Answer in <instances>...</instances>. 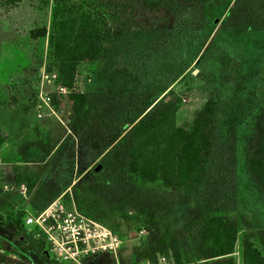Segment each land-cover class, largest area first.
<instances>
[{"label":"rangeland","instance_id":"1","mask_svg":"<svg viewBox=\"0 0 264 264\" xmlns=\"http://www.w3.org/2000/svg\"><path fill=\"white\" fill-rule=\"evenodd\" d=\"M74 1L92 5L111 28L99 56L77 67L75 89L95 96L91 122L82 131L74 128L66 91L58 89L57 76L51 75L56 71L46 68L55 0H0V98H16L13 105L0 104V194L7 200L0 206V235L9 239L11 255H31L36 264H145L149 249H158L161 243L170 247L177 240L185 259H197L193 233L201 218L193 202L183 201L179 191L153 183L150 192L160 210H130L128 198L117 200L120 189L128 187L126 193L133 194L143 184H119L115 174L99 164L121 135L131 103L137 101H115L105 91L111 71L129 65L147 77L149 91L162 86L160 97H176L180 126L188 127L205 99L217 96L221 133L236 134L238 204L233 213L243 215L247 223L238 228L233 252L216 259L242 264L243 235L254 240L264 228V194L244 167L245 146L264 104V0L209 2L201 8L199 23L176 30L168 13L146 10L140 0ZM256 3L262 8L260 15L254 13ZM44 26L45 36L30 37L31 29ZM40 184L58 190L51 208L61 204V214L77 213L82 222L84 217L97 221L101 233L109 231L111 248L94 249L75 260L56 259L38 224L42 209L29 202ZM21 210L25 231L15 235L8 215ZM29 216L34 219L27 223Z\"/></svg>","mask_w":264,"mask_h":264},{"label":"trees","instance_id":"2","mask_svg":"<svg viewBox=\"0 0 264 264\" xmlns=\"http://www.w3.org/2000/svg\"><path fill=\"white\" fill-rule=\"evenodd\" d=\"M19 1L9 0L11 3ZM212 1L215 0H140L146 10L168 13L172 30L194 27L199 23L202 6ZM261 11L260 3H256L254 13L260 15ZM258 25L263 26V23ZM29 34L32 38L45 36L47 29L45 26L31 29ZM110 37L107 20L92 5L55 0L48 32L46 68L53 67L58 85L67 89L66 96L71 103L77 131L90 124L95 101L92 92L75 89L77 67L81 62L96 59L102 43ZM149 84L147 77L129 65H120L111 71L106 95L115 101H137L131 103V111L120 128L121 135L101 155L99 164L114 173L119 184L123 181L143 184L144 187L133 194L126 193L128 187L120 189L117 200L128 198L125 201L130 210L152 213L160 210L149 184L157 183L179 191L183 201L193 202L197 216L201 218L193 233L197 259H209L202 264H232L229 260L216 258L233 252L238 228L247 223L243 215L233 213L238 204L236 134L234 131L225 136L221 133L217 96L209 95L189 126L183 127L177 124L176 97H160L164 90L162 86L149 91L152 88ZM166 84L167 87L171 85V80ZM142 96L145 99L141 100ZM15 102L14 95L9 101L0 98L3 105ZM52 103L57 104L54 95ZM2 142L3 136L0 135V144ZM46 151H50L49 146ZM244 167L256 189L264 194V104L245 146ZM57 193V189L40 184L30 197V205L36 210L43 209ZM6 202V197L0 194V206ZM163 210L170 211L171 207H163ZM23 214L21 210L14 216L8 215L15 235L25 231ZM10 245L9 239L0 235V264H36L23 253L13 257ZM169 253L177 262L185 259L177 240H173L170 247L165 243H161L158 249L152 247L147 259L155 262L158 254L168 256ZM242 264H264V228L257 232L254 240L247 233L243 235Z\"/></svg>","mask_w":264,"mask_h":264},{"label":"built area","instance_id":"3","mask_svg":"<svg viewBox=\"0 0 264 264\" xmlns=\"http://www.w3.org/2000/svg\"><path fill=\"white\" fill-rule=\"evenodd\" d=\"M55 77L56 73L51 74ZM43 77L48 78L49 74L44 73ZM61 91H67L65 87L58 85ZM54 201L49 202L38 215L40 219L39 226L45 232V240L50 243L52 251H56V259H71L75 260L76 256L82 253L93 251L94 249H107L111 248L112 235L109 231L106 233L100 232V225L97 221L86 219L82 222V216L78 219V214L62 213V205L59 204L58 208H51ZM36 217L35 220L38 219ZM33 217L26 218V222L33 221ZM38 221V220H37ZM42 223V224H41ZM107 238V239H106ZM115 238V237H114ZM209 259H183L179 262L174 258L167 255L158 254L155 262L146 261L145 264H202Z\"/></svg>","mask_w":264,"mask_h":264},{"label":"crops","instance_id":"4","mask_svg":"<svg viewBox=\"0 0 264 264\" xmlns=\"http://www.w3.org/2000/svg\"><path fill=\"white\" fill-rule=\"evenodd\" d=\"M45 253V252H44ZM46 254L48 255V251L46 252ZM37 256H39L38 255V253L36 254ZM31 259H33L32 257H31V255H28ZM34 260V259H33Z\"/></svg>","mask_w":264,"mask_h":264},{"label":"water","instance_id":"5","mask_svg":"<svg viewBox=\"0 0 264 264\" xmlns=\"http://www.w3.org/2000/svg\"><path fill=\"white\" fill-rule=\"evenodd\" d=\"M168 97H166V99H167ZM97 166H99V165H97Z\"/></svg>","mask_w":264,"mask_h":264}]
</instances>
